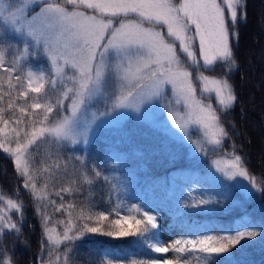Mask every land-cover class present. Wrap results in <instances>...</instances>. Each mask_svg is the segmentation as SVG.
<instances>
[{
  "label": "snow or ice",
  "instance_id": "snow-or-ice-1",
  "mask_svg": "<svg viewBox=\"0 0 264 264\" xmlns=\"http://www.w3.org/2000/svg\"><path fill=\"white\" fill-rule=\"evenodd\" d=\"M247 9V0H63V3L61 0H0V72L7 77V87L21 89L17 100L23 97L25 103L42 93L47 97L46 88L59 91L54 102L49 97L47 103L34 101L29 108H19L20 114L27 115L30 110L44 114V120H34L29 126L30 130H21V121L6 119V110L0 108V137H3L0 138V150L15 158V168L24 177L22 187L36 193L37 201L44 199L41 193L48 190V185L37 188L26 156L47 141L49 136L55 137L61 145H76L81 139L87 144L88 129L78 131L75 118L87 99L100 91L105 74L109 71L114 73L112 82L118 83L120 89L112 107L100 113V116L120 109L139 112L147 102L164 97L170 85L182 97L184 106L190 112V119L185 123L173 119L177 127L186 131L188 124L198 125L203 129L206 141L213 145H221L230 138L221 114L211 104L198 99L197 91L198 84L202 85L205 92L215 93L219 105L224 109L234 106L238 99L230 83L236 66L234 49L239 43L237 28L241 21L247 20ZM111 50L119 54L114 63H109L108 59ZM9 53L11 59L6 61L5 56ZM30 55L46 57L51 69L48 72L34 71L29 67ZM181 56L190 60L193 66L206 67L210 72L219 66L222 71L218 75L201 73L198 82L194 83V71L182 63ZM13 80L16 81L15 85ZM0 87H3L2 79ZM7 95L11 97L12 93ZM4 99V94L0 93V102ZM65 101L69 103L65 105ZM16 107L11 99L7 101V110ZM61 111H66L67 115L53 123ZM196 146L207 155L203 144ZM59 159L57 155L56 161L44 168L54 181L58 179L55 171L62 167L67 175V160L62 165ZM72 159L79 161L82 167H95V176L109 181L98 166H90L79 157ZM220 163L219 160L215 161L217 167ZM243 163L242 157L234 156L229 161L228 175L248 177L256 190L264 193V185L248 176ZM69 185L60 186L55 194L73 193L71 182ZM214 202H218L214 197L201 198L186 202L184 206L199 208ZM22 207L12 199L7 201L6 209L19 212ZM64 208L65 205L61 203L59 209L62 211ZM41 217L45 224L44 235L33 264H53L49 258V242L65 245L67 251L62 257L63 264H69L68 254L74 251V242L89 234L125 237L134 234L133 224L135 234L140 235L158 227L157 216L144 211L142 218L126 215L113 221L116 230L102 232L99 225L108 216L101 212L96 216L97 226H90L91 215H82L76 225L69 222L60 236L54 237L56 229L46 227L51 222L50 218L44 216L43 212ZM126 222H131L127 228L124 227ZM20 233V220H13L9 211L0 210V264H14V256L9 255L5 237ZM257 235L258 231L245 230L222 236L180 239L170 246L156 243L150 247L156 253L220 254L228 252L241 240ZM60 259L57 258V264ZM107 264L113 262L109 260ZM131 264H189V261L186 258L161 257L133 260Z\"/></svg>",
  "mask_w": 264,
  "mask_h": 264
},
{
  "label": "trees",
  "instance_id": "trees-1",
  "mask_svg": "<svg viewBox=\"0 0 264 264\" xmlns=\"http://www.w3.org/2000/svg\"><path fill=\"white\" fill-rule=\"evenodd\" d=\"M247 3V20L241 21L237 28L236 66L230 80L238 99L233 107L218 109L217 112L221 114L230 137L222 142V152L242 157L244 169L264 185V0H247ZM7 55L10 60L11 53ZM28 60L33 61L34 55H30ZM39 61L44 62V57H40ZM191 68L194 69L193 66ZM200 69L207 75H218L222 71L219 66L214 72L205 67ZM20 90L16 87L9 89L3 83L0 93L5 99L0 102V108L6 110V119H19L21 125L27 128L34 120H44V114L32 110L27 115L20 114V107L29 108L32 102H40L39 97H32L27 103L23 97L17 100ZM9 92L11 97L7 95ZM9 99L17 105L13 110H7ZM44 101L40 103H47L48 98ZM137 123L126 120L118 126L101 127L85 147L80 144L56 145L54 138L48 137L27 155L30 174L37 188L48 185V190L41 193L44 196L42 201H37L36 193L22 187L24 177L15 168V161L10 154L0 150V194L22 198L26 206L25 217L20 220L21 233L5 237L9 255L14 256V264H33L45 229L41 212L51 222L59 218L65 224L71 222L73 225L82 215H91L90 226H97L96 216L103 212L108 219L99 226L102 232H107L116 230L113 224L116 219L126 215L140 219L144 211L155 215L159 207L173 214V222L185 220L189 225L190 230L184 232L180 239L222 236L245 230L259 233L255 238L241 240L226 253H184L176 254L173 259L186 258L189 264H264V193L254 191L245 198L231 192L225 196L215 193L214 198L218 202L207 209L185 207L184 203L192 202L193 194L203 195L208 189V176L203 173L206 170L205 161L192 168L196 177L194 180H191L193 176L186 178L180 175L186 165L182 146L160 131ZM57 155L62 165L67 160V175L62 167L55 171L58 179L54 181L44 168L56 161ZM72 157H79L90 166H98L109 181L96 177L95 167H82ZM69 182L74 192L57 196L55 193L59 187H68ZM113 185L117 187L113 188ZM61 203L65 205L62 211L59 209ZM28 206L31 208L28 209ZM244 210L245 217H241V223L236 225L234 216L240 217ZM129 223L126 222L124 227L127 228ZM132 231L133 235L125 237L97 233L75 241L74 251L68 254L69 264H107L109 260L113 264H131L133 260L157 259L163 254L150 247L159 237V222L156 229L143 235L135 234L134 224ZM47 247L51 254L49 258L61 257L59 264H63L62 257L67 251L65 245L51 243ZM54 262L57 264V260Z\"/></svg>",
  "mask_w": 264,
  "mask_h": 264
},
{
  "label": "rangeland",
  "instance_id": "rangeland-1",
  "mask_svg": "<svg viewBox=\"0 0 264 264\" xmlns=\"http://www.w3.org/2000/svg\"><path fill=\"white\" fill-rule=\"evenodd\" d=\"M176 2V0H174ZM177 2H179L177 0ZM63 3V0H61ZM249 46L246 47V50ZM249 51V49H248ZM264 54V53H263ZM119 54L115 50H111L109 52V63H114L118 58ZM41 56L34 55V60L29 62V67H31L34 71H45L48 72L51 69L50 62L44 57V62L39 61ZM6 61L9 60V56H5ZM182 63L189 67L190 70L194 71V79L193 82L197 83L199 79V75L203 73L200 67L193 66L190 60H186L183 56H181ZM193 66L194 69L191 68ZM206 68V67H205ZM67 71V70H66ZM2 75L0 79L3 80V83L7 84V77L5 73L1 72ZM204 75H207L203 73ZM68 75H71V72H68ZM114 73L112 71L106 72L104 80L101 83L100 91L96 92L92 97L88 98L85 105L82 107L81 111L78 113L75 118V127L78 131L83 132L85 129H88V142H90L92 135L98 131L101 127H107L111 125H121L124 121L130 122H138L140 125L145 124L154 130L160 131L161 133L168 136L174 143L178 146H182V153L185 155V166L184 169L181 170L180 175L185 176L186 178H190L194 180L195 172L192 168L201 163L202 161L206 167V170L203 171L204 174L208 176L207 179V187L205 194H193L192 202L194 200H198L201 198L207 199L209 197H214L215 193H221L222 195H228L231 192L233 195H241L243 198L250 195L252 192L257 191L256 188L249 182L248 177L236 176L230 177L228 175V171L230 170L229 161L234 159V156H239L234 153H226L222 152L221 145H213L206 141V138L203 133V129L195 124H188L187 130L181 129L173 123V119H175L179 123H185L190 119V112L184 106L182 97H179L172 89L171 86H168V90L164 97L162 98H154L153 100L147 102L139 112H135L128 109H120L115 112L108 113L106 115L100 116V113L107 111L112 107V102L115 99V95L119 94L120 85L118 83H113ZM13 85L16 84V81H12ZM71 87V85H68ZM47 97L42 93L39 96V101L43 102L46 98L51 97L54 102L56 98L59 96V91L53 92L51 88H46ZM54 96V97H53ZM197 98L204 101L205 103L211 104L216 110L224 109L219 105L218 98L215 97V93H208L203 90L202 85L198 84ZM45 102V101H44ZM65 105L69 103V101L64 102ZM67 115L66 111H61L57 114L56 120L53 123L57 122L62 116ZM95 115V118H94ZM94 121V122H93ZM137 123V124H138ZM89 124L91 127L89 128ZM21 130H30V127H24L20 125ZM11 137V133L8 134ZM50 138H54L55 144L57 145V141L55 137L49 136ZM3 138V137H0ZM77 139H80L77 137ZM67 143V142H64ZM203 144L204 148L207 152V155L200 152L197 148V144ZM82 145L85 147L87 144L83 142L81 139L77 142L76 145ZM68 145V144H66ZM72 145V144H69ZM14 147V144H13ZM13 160L15 158L12 156ZM27 159V156H26ZM219 160L221 163L219 167L215 164V161ZM249 177H254L252 174L248 172ZM255 178V177H254ZM256 179V178H255ZM190 180V181H191ZM259 183V181L256 179ZM12 199L19 204H22L23 207L21 211L15 212L14 210L6 209L7 201ZM22 198L17 196L11 197L6 194H0V210L9 211L11 218L13 220H22L25 215V204ZM211 205L201 206L200 209L204 210L209 208ZM31 206H28L30 209ZM241 208V207H240ZM243 208V207H242ZM246 210L242 211L241 216H234L235 224L238 225L241 223V217H245ZM155 215L157 216V220L159 222L160 234L159 237L154 241V243H162L165 246L172 245L176 240H180L181 236L187 230H190L189 225L182 220V222L172 221L171 218L173 214L168 213L165 209L159 207L155 211ZM62 225L59 228V225ZM66 224L62 219L55 220L54 222H50L46 225L48 228L56 229L54 233V237H59L60 234L65 229ZM51 244V242H49ZM177 253L170 251L169 253H163L157 259L163 257L166 259H173ZM52 260L56 261L57 257H51ZM53 261V264L55 262Z\"/></svg>",
  "mask_w": 264,
  "mask_h": 264
}]
</instances>
